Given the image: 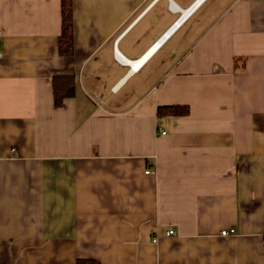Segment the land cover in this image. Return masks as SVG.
Segmentation results:
<instances>
[{"label": "crops", "instance_id": "0c3cea01", "mask_svg": "<svg viewBox=\"0 0 264 264\" xmlns=\"http://www.w3.org/2000/svg\"><path fill=\"white\" fill-rule=\"evenodd\" d=\"M195 1L72 0L67 56L62 0H0V264H264V0L153 52Z\"/></svg>", "mask_w": 264, "mask_h": 264}, {"label": "trees", "instance_id": "16d2710c", "mask_svg": "<svg viewBox=\"0 0 264 264\" xmlns=\"http://www.w3.org/2000/svg\"><path fill=\"white\" fill-rule=\"evenodd\" d=\"M63 29L59 40L62 55L70 56L74 52V25L72 0H62ZM54 102L61 106L65 98L74 96L75 79L72 76H55L53 79ZM188 105H161L157 107V115L184 116L189 114ZM77 264H99L94 261L80 259Z\"/></svg>", "mask_w": 264, "mask_h": 264}, {"label": "built area", "instance_id": "2783aa9c", "mask_svg": "<svg viewBox=\"0 0 264 264\" xmlns=\"http://www.w3.org/2000/svg\"><path fill=\"white\" fill-rule=\"evenodd\" d=\"M193 6V4L189 7V8H187V10H189L191 7ZM176 10H180L178 7H174ZM194 10H192L190 13H188V15L180 22V23H178L179 22V19H180V17H182L183 16V14H180V16L176 19V21L171 25V27L163 34V35H161L154 43H153V45H152V47H151V49H153V52H156L157 50H159L161 47H162V45H163V43L166 41V39L168 38V36L175 30V29H177L183 22H184V20L193 12ZM174 26H176L170 33H168L169 32V30H171ZM2 30H0V59L3 57V51H2V48H1V38H2ZM123 61H125V62H128V61H126V60H123ZM129 63V62H128ZM130 64V63H129ZM131 65V64H130ZM133 67V66H132ZM162 133L163 134H165V131H162ZM146 173H154V171H151V170H147L146 171ZM233 230H231V231H227V230H223L222 232H221V234L222 235H228L230 232H232ZM175 234V231L174 230H169L168 232H167V235H174ZM155 241L157 240V238L156 239H154ZM262 244L264 245V237H263V239H262Z\"/></svg>", "mask_w": 264, "mask_h": 264}, {"label": "bare ground", "instance_id": "6f19581e", "mask_svg": "<svg viewBox=\"0 0 264 264\" xmlns=\"http://www.w3.org/2000/svg\"><path fill=\"white\" fill-rule=\"evenodd\" d=\"M203 0H196L194 3H193V6L189 9V10H183L182 11V9H181V14H183V16L182 17H180V19H179V22L178 23H180L187 15H188V13H190L192 10H194V8L200 3V2H202ZM176 26H174L171 30H169V32L168 33H170L174 28H175ZM153 50V49H152ZM148 55H150V54H148ZM148 55H144L143 57L144 58H142V59H140V60H136V61H131V60H126V61H128L135 69L136 68H138V66L137 65H140L141 63H142V61L148 56ZM234 232V231H233Z\"/></svg>", "mask_w": 264, "mask_h": 264}]
</instances>
